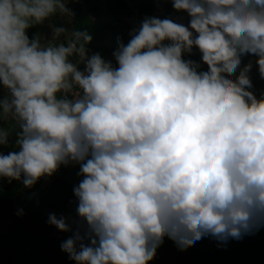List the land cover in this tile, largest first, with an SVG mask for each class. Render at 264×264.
I'll list each match as a JSON object with an SVG mask.
<instances>
[{
    "label": "clouds",
    "instance_id": "obj_1",
    "mask_svg": "<svg viewBox=\"0 0 264 264\" xmlns=\"http://www.w3.org/2000/svg\"><path fill=\"white\" fill-rule=\"evenodd\" d=\"M67 3L0 0V146L15 133L0 178L32 187L79 165L75 230L49 215L72 232L61 250L75 264H148L165 236L226 243L264 227V93L250 91L252 61L241 67L254 55L264 79V0H172L188 24L145 17L117 40L116 66L88 55L86 30L49 23L50 39L29 38L71 20ZM194 47L207 70L184 58Z\"/></svg>",
    "mask_w": 264,
    "mask_h": 264
},
{
    "label": "trees",
    "instance_id": "obj_2",
    "mask_svg": "<svg viewBox=\"0 0 264 264\" xmlns=\"http://www.w3.org/2000/svg\"><path fill=\"white\" fill-rule=\"evenodd\" d=\"M171 3L172 0H140L139 2L131 0H68L67 7L74 14L72 19L68 20L57 14L48 20L57 27H60L59 23L63 22V26H67L69 23L71 30L75 28L86 30L92 36L86 47L88 49H106L113 65L116 66L112 53L117 47V40L121 39L126 44L131 38L127 32L133 28L136 21L142 22L145 17L152 15L156 6L169 10ZM171 19L175 21L174 18ZM184 58L200 63L201 69L207 70V65L203 64L200 53L195 47L192 53L186 54ZM79 67L81 69L80 65ZM250 79L252 81L250 91L259 98L261 93H264V79L260 75L250 76ZM4 94L5 90L0 87V98ZM11 123L5 122L4 126L10 127ZM14 139L15 133L10 136L8 146H0V153L6 154L13 150ZM63 166L59 167L61 173L64 172ZM74 186L76 185L69 183L63 176L56 173L51 177L40 178L32 187H25L21 181L12 180L9 182L5 178H0V222L7 220L4 230L0 231V264H75V261L70 260L68 254L61 250V243L69 238L72 232L59 230L54 235V227L43 213V209L46 207L64 208L66 204L72 205L68 222L73 224L74 230L73 222L79 218L76 213L77 199L73 193ZM20 209L23 210V214L17 215V211ZM38 237L47 240V243L42 245L41 251L39 246H32ZM230 240L231 238L227 243H222L209 235L198 241H189L185 245H178L165 236L163 243L156 249L155 256L148 264H158L162 251H165L169 258L166 264H233L232 262L237 257L235 253L241 254L238 250L242 248L240 245L242 239H239L240 242L235 246L231 242L235 239ZM207 242L218 251L221 250V243L226 245V249L223 250L225 255H222L224 259L213 258L211 254L204 252V247L205 250L209 249L207 245H204ZM252 247L253 245L248 242L247 250H251ZM262 251L260 260L253 262L252 258H249L246 263L264 264V227L262 228Z\"/></svg>",
    "mask_w": 264,
    "mask_h": 264
},
{
    "label": "rangeland",
    "instance_id": "obj_3",
    "mask_svg": "<svg viewBox=\"0 0 264 264\" xmlns=\"http://www.w3.org/2000/svg\"><path fill=\"white\" fill-rule=\"evenodd\" d=\"M131 1L139 2L140 0H131ZM153 16L159 17L161 19H163V18H174L176 22H181V23H184L185 25L188 24V20H189L187 13L183 12V11L178 12V11L174 10L172 7V3L170 4L169 10H167L166 8H161V7L156 6L154 11H153V14L148 16V17H153ZM184 20H186L187 22H183ZM49 23H51V22L48 20V21H45L43 24L33 26L32 29L31 28L28 29L27 34H28L29 38L31 39L35 34L39 33L42 35V37H44V39H50L51 38V28L48 26ZM59 24H60L59 25L60 27H64V28L68 29L69 31H71V26L69 23L67 24V26H63L64 25L63 22H60ZM140 24H141V22L136 21L134 23L132 29H134V28L138 29L140 27ZM132 29L128 30V32H127L128 35L132 31ZM63 39H64V37L62 36L61 40H63ZM88 50H89V52H88L89 56L92 54H95V53H99L105 60L111 61V58L109 57V53L106 49L89 48ZM249 60L252 61V68L249 72V76H251V77L259 76L258 66L255 63L256 57L254 55L243 56L241 67L243 66V64L248 63ZM80 66H81V70H82L83 64H81ZM113 66H115V65H113ZM237 74H238V72L234 73L232 75H233V77H235V75H237ZM63 167H64V170H63L64 172L59 173L58 175L63 176L64 179L66 181H68L69 183H73L75 185H78V183L82 179L81 176L77 175V173L79 172V165L78 164H75V165L69 164L68 166H63ZM71 208H73V206L72 205L69 206L68 204H66L64 206V208L59 207V206H50V207L44 208L43 213L48 218H49L50 214H55L57 217H60L61 215H63L64 217H66L68 219V217L70 216ZM6 223H7V220H3L0 222V231L4 230V226ZM53 227H54L53 234L56 235L59 232V230L54 225H53ZM262 228L263 227H260L258 230L254 231L252 234H246L241 238L242 240H241L240 245L242 246V248H239V250H238V252H241V254L239 255L237 252L235 253V255H237V257H236V259H234L235 261L232 262L233 264L234 263L235 264H247L246 261H249V258H252L253 262L255 260L261 259V255L263 254V251H262ZM215 240H217V239H215ZM231 240H234V239H231ZM235 240L231 241L233 243L232 245H234V246L240 242L239 239L238 240L235 239ZM248 242L253 245L251 250H247ZM45 243H47L46 238L38 237L32 243V246H39L38 248L41 251L42 245H44ZM204 245H207L209 248L208 250H205V247H204V249H203L204 252L211 254L213 256V258L219 259V257H221V259H224V256H222V255H225V252L223 250L226 249V247H227L226 245H223L221 243L220 244L221 250H219V251L216 250L214 248V246L208 245V242L205 243ZM251 254L253 255L252 257H251ZM227 255H229V254L227 253ZM253 258H254V260H253ZM262 258H263V256H262ZM168 259L169 258L167 256V253L165 251H162L158 264H166Z\"/></svg>",
    "mask_w": 264,
    "mask_h": 264
},
{
    "label": "built area",
    "instance_id": "obj_4",
    "mask_svg": "<svg viewBox=\"0 0 264 264\" xmlns=\"http://www.w3.org/2000/svg\"><path fill=\"white\" fill-rule=\"evenodd\" d=\"M1 87V89H3L2 88V86H0ZM57 175L59 174V173H61V171H60V168H58V170L55 172ZM79 219V218H78ZM74 230H75V226H74Z\"/></svg>",
    "mask_w": 264,
    "mask_h": 264
},
{
    "label": "crops",
    "instance_id": "obj_5",
    "mask_svg": "<svg viewBox=\"0 0 264 264\" xmlns=\"http://www.w3.org/2000/svg\"><path fill=\"white\" fill-rule=\"evenodd\" d=\"M63 170H64V167H63Z\"/></svg>",
    "mask_w": 264,
    "mask_h": 264
}]
</instances>
